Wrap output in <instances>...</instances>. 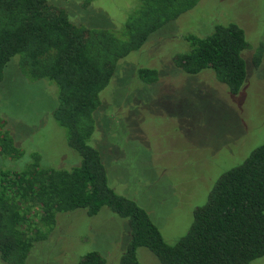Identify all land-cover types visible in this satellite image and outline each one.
<instances>
[{
	"label": "trees",
	"instance_id": "obj_1",
	"mask_svg": "<svg viewBox=\"0 0 264 264\" xmlns=\"http://www.w3.org/2000/svg\"><path fill=\"white\" fill-rule=\"evenodd\" d=\"M80 1L87 7L92 0ZM201 1L138 0L134 11L110 30L77 25L65 8L48 0H0V82L7 64H15L29 81L53 83V118L65 128L67 144L80 159L69 169L42 166L40 153L0 118V156L6 164L0 167V264H28L35 245L47 239L52 251L35 263H62L70 249L55 234L60 217L79 209L93 216L103 207L125 219L129 229L122 244L111 245L119 253L115 264H142L137 258L140 247L151 251L158 264H249L264 255V143L215 180L206 201L193 210L187 231L174 243L164 240L143 207L108 185L100 153L90 143L94 112L104 109L107 97L101 99L100 93L119 60ZM187 40L189 47L175 55V65L188 75L210 71L230 94H237L248 73L245 52L253 46L244 29L219 23L210 34H190ZM263 49L260 43L254 50L257 68ZM137 77L141 83H154L159 74L156 68L140 66ZM70 164L75 163L66 166ZM96 249L78 262L75 256L73 264H106V253Z\"/></svg>",
	"mask_w": 264,
	"mask_h": 264
},
{
	"label": "rangeland",
	"instance_id": "obj_2",
	"mask_svg": "<svg viewBox=\"0 0 264 264\" xmlns=\"http://www.w3.org/2000/svg\"><path fill=\"white\" fill-rule=\"evenodd\" d=\"M48 1L65 8L77 25L110 30H116L138 4V0H92L83 7L80 0ZM70 13L88 23L74 22ZM229 22L242 27L253 45L245 52L248 73L237 94H230L212 72L188 75L173 60L188 49V35L204 36L215 25ZM260 43H264V0H202L120 59L100 93L101 99L107 97L104 109L100 106L94 112L90 143L100 153L108 185L143 207L168 243L187 231L193 210L206 201L215 180L264 143V49L259 67L252 63ZM140 66L156 68L158 80L141 83ZM14 67L7 64L0 82V118L40 153L42 166L78 165L79 155L68 146L65 128L52 115L57 105L55 85L47 79L29 81ZM21 159L13 160L15 167ZM69 163L75 164L66 166ZM126 228L127 221L105 207L93 216L83 209L62 215L55 234L67 240L70 255L66 253L58 264H73L75 256L78 262L96 248L106 253V264H115L118 249L110 248L126 239ZM52 247L51 239L35 245L28 264H36ZM137 258L142 264H158L145 247L137 249ZM249 264H264V255Z\"/></svg>",
	"mask_w": 264,
	"mask_h": 264
}]
</instances>
